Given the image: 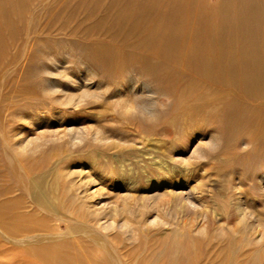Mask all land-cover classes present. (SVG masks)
Returning a JSON list of instances; mask_svg holds the SVG:
<instances>
[{
  "label": "rangeland",
  "instance_id": "obj_1",
  "mask_svg": "<svg viewBox=\"0 0 264 264\" xmlns=\"http://www.w3.org/2000/svg\"><path fill=\"white\" fill-rule=\"evenodd\" d=\"M40 1L16 12L28 44L0 43V194L108 264H264V146L198 110L238 90L185 64L158 82L106 67L83 45L123 49L112 0Z\"/></svg>",
  "mask_w": 264,
  "mask_h": 264
},
{
  "label": "bare ground",
  "instance_id": "obj_2",
  "mask_svg": "<svg viewBox=\"0 0 264 264\" xmlns=\"http://www.w3.org/2000/svg\"><path fill=\"white\" fill-rule=\"evenodd\" d=\"M31 1L0 0V43L10 31L12 42L16 38L22 45L28 44L27 36H12V30L18 8ZM116 3L112 0L108 7L116 10L119 27L112 44L123 49L101 50L104 41H88L83 45L88 58L106 67L134 64L130 68L137 74L157 82L166 77L168 67L179 64L207 78L215 71L218 79L229 81L238 94H221L211 101L203 96L206 103L201 102L198 110L221 117L227 130L232 125L242 126L248 143L264 146V0H126L119 8ZM126 51H133L131 57ZM136 53L141 54V63L135 62ZM234 114L243 116L242 122H233ZM233 151L230 153L240 157ZM33 219L34 213L20 209L9 190L0 194V264H108L78 239L66 240L55 234L63 239L52 240L48 222L41 220L45 229L38 223L34 228Z\"/></svg>",
  "mask_w": 264,
  "mask_h": 264
}]
</instances>
